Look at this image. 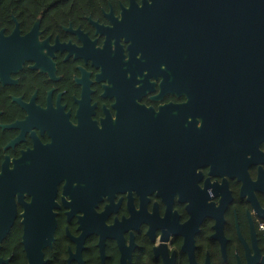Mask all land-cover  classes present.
I'll return each mask as SVG.
<instances>
[{
	"label": "flooded vegetation",
	"instance_id": "1",
	"mask_svg": "<svg viewBox=\"0 0 264 264\" xmlns=\"http://www.w3.org/2000/svg\"><path fill=\"white\" fill-rule=\"evenodd\" d=\"M143 1L0 0V175L52 195L44 264H264V39L175 66Z\"/></svg>",
	"mask_w": 264,
	"mask_h": 264
},
{
	"label": "water",
	"instance_id": "2",
	"mask_svg": "<svg viewBox=\"0 0 264 264\" xmlns=\"http://www.w3.org/2000/svg\"><path fill=\"white\" fill-rule=\"evenodd\" d=\"M140 13L145 15L138 22L146 40V50L175 66L184 39L193 40L204 48L212 43L222 44L221 41H206L207 38L220 40L229 32L237 36L248 28L254 37L264 39V0H150L149 3L144 0ZM151 135L154 144L162 141V131L157 124H154ZM9 181L8 186L0 175V250L17 217L16 197L23 206L20 242L26 264H44L43 250L51 247L54 241L52 195L29 188L26 192L31 200L24 203L18 176L11 177ZM9 261L10 258L0 257V264H8Z\"/></svg>",
	"mask_w": 264,
	"mask_h": 264
},
{
	"label": "trees",
	"instance_id": "3",
	"mask_svg": "<svg viewBox=\"0 0 264 264\" xmlns=\"http://www.w3.org/2000/svg\"><path fill=\"white\" fill-rule=\"evenodd\" d=\"M20 236L21 227L18 224H15L2 243L0 257L3 259L10 258L8 264H26V258L20 242Z\"/></svg>",
	"mask_w": 264,
	"mask_h": 264
}]
</instances>
